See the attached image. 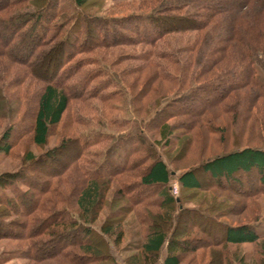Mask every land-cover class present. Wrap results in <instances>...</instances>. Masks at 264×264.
Here are the masks:
<instances>
[{
	"label": "trees",
	"instance_id": "1",
	"mask_svg": "<svg viewBox=\"0 0 264 264\" xmlns=\"http://www.w3.org/2000/svg\"><path fill=\"white\" fill-rule=\"evenodd\" d=\"M69 1L70 6L63 8L62 0H0V58H11L45 82L36 93L29 127L24 125L25 114L18 116L19 108L2 110L6 130L0 138V151L11 156L13 147L29 136L37 147H46L69 112L70 123L78 126L75 138L62 139L61 149L71 145L75 151L61 165L62 170H53L52 178L43 184L39 180L45 174L41 167L55 160L57 150L40 158L28 154L17 172L7 175L6 180L0 175V240L25 243L26 247L13 252L26 264H59L60 257L65 260L60 264H131V260L139 264L141 252L146 264H184L202 241L175 238V230L187 211L181 195L203 190L199 171L215 181L232 184L256 174L255 180L263 189L255 192L264 194V148L242 147L185 170L176 169L169 155L185 138L175 134L179 125L171 122L179 118H192L191 128L207 122L219 143L224 139L221 135L237 131L240 137L254 127L264 142V118L253 115L256 104L264 101V0H244L236 11L241 13H233L229 20L225 15H230L231 9L214 0H156L148 10L120 17L90 13L87 9L93 0ZM187 32L199 34L190 47L181 49L165 42L168 35ZM236 44L241 53L236 52ZM122 45L145 47L131 55L139 67L120 71V60L110 63L96 54L100 48ZM184 54L196 56L186 59ZM227 58L235 63L233 67L213 74L210 67ZM46 66L49 75L43 78L39 72ZM148 68L155 70L152 81L174 86L178 92L147 102L151 86L136 93L127 78ZM28 85L30 90L34 87L33 83ZM249 87L254 92L243 99L235 95ZM10 88L9 82H3L0 91L7 93ZM18 91L24 99L25 92ZM73 103L88 106L99 119L84 116L71 107ZM216 109L231 114L232 124L216 125L220 116L211 114ZM155 133H159L160 142ZM191 137H187L186 151L192 146ZM71 172V177L79 180L74 198L73 193L66 196L63 192V187L70 185L66 175ZM174 181L178 197L173 194ZM102 182L119 184L117 197L142 209L139 216L144 226L149 221L143 211H162L156 219L165 227L154 224L124 250L133 252L131 260L123 251H118L119 257L112 256V248L117 250L125 238L121 225L111 222L118 213L110 216L111 221L98 224L109 190ZM73 205L78 214L72 211ZM125 212L120 210L118 216ZM187 212L195 219L217 220L200 209ZM262 222V217L238 226L218 222L216 229L224 237L210 242L222 249L262 246ZM78 235L83 241L76 240ZM223 254L217 264H245L237 255Z\"/></svg>",
	"mask_w": 264,
	"mask_h": 264
},
{
	"label": "rangeland",
	"instance_id": "2",
	"mask_svg": "<svg viewBox=\"0 0 264 264\" xmlns=\"http://www.w3.org/2000/svg\"><path fill=\"white\" fill-rule=\"evenodd\" d=\"M243 1L244 0H214L213 3L218 4L221 7L228 6L231 9V14L225 15V17L228 18L227 20H229V17H232L233 13H239L236 11H238L240 3ZM155 2L156 0H129L124 2L115 0H93L90 3V8L87 10H89L90 13L97 14L99 16L111 15L113 17H120L131 13H139L143 10H148L154 5ZM69 6V0H62L61 7L64 8ZM27 8L30 10L32 9L29 6ZM198 37L199 34L197 32L176 33L166 36L165 42H170L175 47L182 49L195 44ZM144 49L145 47L141 45H122L100 48L96 51V54L99 58H103L110 63L120 60L121 62L119 65H117V69L123 71L127 67L140 66L139 63L132 61L133 58H131V55ZM236 52H242L240 45H237ZM1 56L0 89L2 90L3 82H9L11 84V88L6 91L7 93L0 91V138L6 130V123L3 119V114H1L3 112L2 110H4L5 107L6 110L19 108L21 113L18 116L21 117V115L25 114L24 116L26 117L25 119L27 121H25L24 125L29 127L30 123L28 122V118L30 117L31 119L34 114V99L36 93L45 84L41 78H34L23 65L16 63L7 56ZM183 56L186 59H192L195 58L196 54H184ZM234 64L235 63L232 59L227 58L214 63L210 69H212V71L214 70L213 74H215L222 70L231 69ZM48 68L49 67L46 66L45 69L42 68V70H40L39 73L43 78L49 75V73L47 74L46 71ZM213 74L210 76H213ZM153 76H155V70L148 68L139 75L129 76L127 78V82L129 85L134 86L136 93H140V91L147 89V87L150 85L152 89H150L146 98L147 102L149 103H153L161 97H168L178 92L177 88L174 86L163 85V83L156 79L152 81L151 78ZM29 83L34 84V87L31 90L29 89ZM17 87L20 88L18 89ZM18 90L22 91V93L25 92L26 96L22 95L24 99L21 97ZM252 90L253 89L250 87L246 89L243 88L235 93V95L238 96L239 99H243L249 92L253 93L254 91ZM5 103H8L9 106L5 105ZM198 104L201 105V102H198ZM263 104L264 101L260 100V102L256 104V107H254L253 111V115L256 114V116H259L261 119L264 118V111L261 110V106ZM251 105L255 106L253 101H251ZM71 107L76 108L77 110L79 109V111L83 113L84 116L95 118V113H92L88 106L73 103L71 104ZM69 113L65 115L62 124L52 132L49 143L46 147H37L30 140L29 136L22 143L19 145L17 144L16 147L14 146L15 148L13 147L11 156L6 157L0 151V175L3 176V179L6 180L8 178L6 177L7 175L17 172L19 168L24 165V160L28 154H33L34 158H40L45 156V153L49 150H57L58 156H55V160L48 161L44 167H41L45 173L44 175L40 176L41 179L39 180L41 184H43V182L48 178H52V175H54L52 174L53 170H62L61 165L66 163L69 159V156H71L75 151V148L71 145L67 149H61L64 147V143L62 146V139H64L65 142L66 138L68 140L75 138V133L78 131V126L74 125L73 122L70 123L71 121ZM211 114L220 116V118H218V120L215 122L216 125L226 126L232 124L233 122L231 119V114H224L221 109L213 110L211 111ZM96 119L99 118H95V120ZM192 121L193 119L189 117L179 118L171 121L172 124L174 123L175 125H179L175 134L183 138L185 137L183 141L177 145L175 152H170L169 154L174 166L178 170L190 169L207 159L237 150L242 147L251 146L255 148H264V142L262 139H258L259 136L255 131V127L249 129L248 132H242V136L240 137L237 136V131L231 132V135H221L222 139H224L219 143L218 140L212 137L209 130L210 125L207 122H201L200 124H196L194 128H191L189 126L191 125ZM197 133H201L203 137H199ZM187 137H191L192 146H190L186 151L184 149H186L185 146ZM155 139L160 142L161 137L159 133H155ZM179 150H181V152ZM198 175L200 182L203 185V190L186 191L184 194H182L181 197H183V206L187 211L200 209L202 212H205V214L210 215V217L213 219L217 217V220L210 221L205 217H203L202 220L195 219V217H191L190 215L188 216L187 213L189 212L186 211V213H184L183 220L181 221L179 227L175 230V238L188 237L192 240L200 239L202 241L199 242L197 251L194 254H190L186 257L184 264H217L219 258L223 259V253L225 251L232 253L233 256L237 255L238 258H243L245 264H263L264 253L262 252V247L264 248V194L255 192V189L257 188L263 189L260 187L259 183L256 182L257 180H255L257 175L254 174L239 178L241 180L240 184H232L231 182H226L225 180L215 181L202 171H199ZM71 176L72 172L69 175H66V178H68V180L70 179V185H65L63 187V192L66 196H71L73 193L74 198V194L79 187V180L75 175H73L75 178H72ZM132 181L134 182V179H132L131 182ZM101 184L104 186L108 185L109 190L106 194L105 204L103 206L102 213L99 216L98 224L103 223L105 220L111 221L109 218L113 213H118L119 215L120 210H126L125 214H121V216L117 215L116 218L111 221L112 223L121 225L125 234L122 244H116L118 249L116 250L112 248V252L114 254L112 256L117 257L118 251H123V256L130 259L129 257L132 256L133 252L124 251L129 247L130 244L138 242L141 239V235L146 234L154 224L159 225L161 229L165 227L164 223H161L156 219V216L162 211L161 209L157 208L143 211L149 221L148 226H144L143 223H141L139 216V211L142 212V209L134 208L127 199L125 200L117 197L116 190L119 188L118 183L102 182ZM172 186L174 192L173 194L176 197L180 196L178 184L174 181ZM40 187L41 185H39L37 189L39 190ZM176 187L177 193L175 192ZM244 192L247 195L243 194ZM71 209L74 213L78 212L76 205H73ZM219 216L225 217L218 219ZM258 217H262L263 219L262 225L259 228L260 233L263 234L262 246L261 244H245L241 247L228 246L226 249H222L220 247L218 248L217 244H211V240L220 241L224 237V235H220L218 233L220 231L216 229V226L219 225L218 222H222L227 226H238L253 223ZM166 231H168L167 228ZM209 234H212V238L208 237ZM76 240L81 242L83 241V238L81 235H78ZM24 247H26V244L23 242L1 239L0 263L26 264V260L17 257L13 252ZM165 254L166 252H163L162 258H164ZM124 257L122 259H124ZM122 259L120 258V260ZM59 260L60 263H65V260H63L62 257H60ZM139 260L141 261L139 264H146L145 255H143L142 252L139 253ZM130 262L131 264H135L132 260ZM45 264L58 263L47 261Z\"/></svg>",
	"mask_w": 264,
	"mask_h": 264
},
{
	"label": "built area",
	"instance_id": "3",
	"mask_svg": "<svg viewBox=\"0 0 264 264\" xmlns=\"http://www.w3.org/2000/svg\"><path fill=\"white\" fill-rule=\"evenodd\" d=\"M175 192L177 193V187H176V189H175Z\"/></svg>",
	"mask_w": 264,
	"mask_h": 264
}]
</instances>
